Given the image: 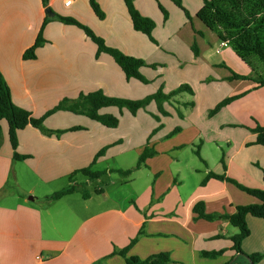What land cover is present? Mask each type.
I'll return each instance as SVG.
<instances>
[{"label": "crops", "instance_id": "obj_1", "mask_svg": "<svg viewBox=\"0 0 264 264\" xmlns=\"http://www.w3.org/2000/svg\"><path fill=\"white\" fill-rule=\"evenodd\" d=\"M66 1L49 0V8L88 26L108 46L126 55L169 66L142 68L150 80L147 85L129 81L111 56H97V46L80 28L48 16L42 0H0V72L15 105L41 118L64 99L75 100L80 94L102 91L111 97L139 100L162 86L168 92L190 83L195 95H184L181 100L194 101L195 106L184 111L183 119L169 104L164 105L167 117L155 103L135 116L115 107L101 109V114L119 118L117 128L59 111L44 126L51 131L68 130L60 137L32 126L18 132L17 153L28 157L24 160H15L9 126L3 121L0 264H126L119 252L133 240L128 256L141 260L167 253L171 258L167 264L231 262L237 257L232 237L239 230L226 220L200 218L195 207L203 204L209 215L234 214L238 206L257 203L226 180L202 182L214 173L263 189L264 147L252 145L257 136L251 129L264 126V87L252 80L231 79L232 73L249 76L250 69L196 18L203 0H182L192 23L171 0H134L137 10L155 21L153 36L159 45L135 31L124 0H97L104 20L96 16L89 0H71L69 6ZM160 5L169 13L167 21ZM40 32L46 44L37 49L36 59L24 60ZM195 41L198 58L192 51ZM227 63L239 72L228 69ZM210 76L215 79L207 83ZM237 95L242 96L209 116L226 96ZM74 127L83 129L69 131ZM176 129L180 131L175 133ZM146 146L157 154L140 168L135 169L137 164L131 168L135 170L130 176L111 172L130 168L101 170L108 173L95 180L98 186L89 198L77 192L57 201L45 200L64 189V182L69 186L72 173L89 167L103 148L108 150L94 167L122 158L133 147ZM78 175L77 184H94L85 176L79 181ZM247 223L251 234L242 249L248 255L262 254L259 264H264V220L248 216ZM221 250L225 253L215 259L202 255ZM234 264L250 263L239 259Z\"/></svg>", "mask_w": 264, "mask_h": 264}, {"label": "trees", "instance_id": "obj_2", "mask_svg": "<svg viewBox=\"0 0 264 264\" xmlns=\"http://www.w3.org/2000/svg\"><path fill=\"white\" fill-rule=\"evenodd\" d=\"M179 9H181L189 22H193L192 16L189 14L188 10L184 7L182 0H171ZM44 6L49 8V0H42ZM129 15L132 20L133 28L137 32H141L146 35L149 40L159 45L153 36V31L156 27L155 21L149 17L143 16L135 7L134 0H124ZM90 7L93 12L100 20L105 19V13L101 9L97 0H89ZM160 9L164 14L165 21L169 18V13L161 5ZM54 13V12H53ZM54 17L60 22L73 25L80 28L85 35L97 46L98 52L97 56L100 54H108L111 56L116 64L124 72L127 80H138L143 84H149L150 80L147 79L141 69L144 67H149L157 70L162 67L160 64H148L143 59H139L133 56L126 55L122 51L110 47L106 44L105 40L95 34V32L88 26L82 24L71 17H63L54 13ZM207 29L215 32L220 41L228 44L247 65L250 66L253 74L250 76H242L236 73H232L231 79L233 80H252L258 87H264V69L261 72L256 71V64L253 63L254 60L264 64V0H203V7L196 15ZM50 21L47 18L48 22ZM203 36V33H197ZM46 44V40L43 38L42 32H40L35 44L28 49L23 58L24 60H34L36 59L37 49ZM192 51L196 58L200 56V49L195 41L192 45ZM187 93L190 96H194L195 92L193 88L188 84H183L171 91H165L162 86L155 93L139 100H130L117 97H111L103 93L102 91H96L89 94H80V96L75 99H64L56 107L47 112L41 118H35L32 114L21 107H18L13 102L11 89L7 82L5 81L2 73L0 72V147L2 140V122L6 121L9 126V139L14 151L15 160L27 159V156H20L17 153V148L19 145L18 132L25 129L28 126H32L39 129L45 135L55 134L60 137L61 134L67 132L68 130L61 131H51L45 128V120L59 112L67 111L77 115H84L88 118L101 123L108 128H117L119 125V118L112 114H101L100 110L103 108L115 107L122 113L124 110L129 111L133 116H135L139 110L147 108L152 102H155L160 114L162 116H169V113L165 110L164 105L169 104L175 107L177 114L180 118H184V111L188 109H193L195 106L194 101H182V96ZM181 96V98H180ZM242 95L232 96L225 98L216 107L209 112V116H215L224 107L231 104L233 101L239 99ZM157 121H160V117L153 115ZM81 127H74L69 129V131L81 130ZM180 129H176L175 133L179 132ZM251 131L256 134V141L252 145H260L264 147V126L257 125ZM108 147L103 148L95 157L94 161L89 167L80 169L72 173L70 176V185L66 188L58 191L50 196L45 197L47 201H57L61 198L80 192L85 199L89 198L90 194L87 190H82L81 186L76 183L75 177L78 174H82L89 181H95L106 175L107 171H94L93 167L101 158L105 155ZM197 156L200 157L198 151L195 152ZM156 151L153 148L146 146L139 157L137 166L135 169L140 168L145 164V162L156 155ZM135 169H130L127 171H111L118 172L124 176H130ZM215 178L218 180H226L227 182L235 185L239 190L247 193L248 195L257 199V203L238 206L234 214H206L203 204L196 205L195 212L198 213L199 217L205 220H226L233 227L239 230V233L232 237L233 248L232 250L236 252L237 257L227 264H234L239 259L248 261L250 264H259L263 259L262 254H246L242 249V244L246 238L251 234L250 228L247 223V217L253 216L264 220V187L263 189H253L246 187L239 182L228 178L224 175H217L210 173L205 180H203L202 185L206 182ZM264 181V172H263ZM102 192V191H97ZM136 240H133L131 244L119 252V255L125 258L126 264H167L171 262L170 255L167 253L151 256L145 260H141L137 257L128 256L131 247L135 244ZM225 253L224 250L213 251V252H203L202 255L206 258H217Z\"/></svg>", "mask_w": 264, "mask_h": 264}, {"label": "rangeland", "instance_id": "obj_3", "mask_svg": "<svg viewBox=\"0 0 264 264\" xmlns=\"http://www.w3.org/2000/svg\"><path fill=\"white\" fill-rule=\"evenodd\" d=\"M189 12V11H188ZM190 14V13H189ZM191 15V14H190ZM187 18V17H186ZM193 18V17H192ZM187 20H189L188 18H187ZM240 58V57H239ZM241 59V58H240ZM144 61H146V59H143ZM242 60V59H241ZM243 61V60H242ZM228 62H229V60H228ZM243 63H245L244 61H243ZM253 63L254 64H256V67H255V69H256V71H258V72H261L263 69H264V64L263 63H261V62H259L258 60H254L253 61ZM246 64V63H245ZM160 65H162V68H165V69H167L168 68V64L167 63H161ZM247 65V64H246ZM233 66V67H232ZM248 67H249V69H250V74H249V76L251 75V74H253V72H252V70H251V68H250V66L249 65H247ZM226 67L229 69V68H235L234 69V71H237V72H239V70L236 68V67H234V65H232V64H230V63H227V65H226ZM152 69V68H151ZM237 69V70H236ZM226 73H228V71H226ZM164 80H166L165 78H166V76L164 75L163 77H162ZM215 78L214 77H212V76H210V77H208V80H207V83H210V82H212L213 80H214ZM167 81V80H166ZM183 84H188V85H190L191 87H192V85L190 84V83H181V85H183ZM180 85V86H181ZM164 86H167V84L166 85H164ZM193 88V87H192ZM151 95V94H150ZM185 96H187L188 94L187 93H185L184 94ZM183 95V96H184ZM147 96H149V95H145L142 99H144L145 97H147ZM223 96H225V93H224V95ZM228 96V95H227ZM227 96H226V98H227ZM180 98H181V96H180ZM224 98V97H223ZM152 103H155V102H152ZM156 104V103H155ZM148 107V106H147ZM165 108V110H166V107H164ZM143 111H145L146 112V110H147V108H145V109H142ZM151 115V117H152V113L150 114ZM154 117V116H153ZM143 125H139V127L141 128V129H143V127H142ZM143 150H144V148H140L139 149V147L138 148H135V147H133L132 149H130L129 151H128V153L127 154H125V156H123L122 158H119V159H112V160H108V161H106V162H103L102 164H99L98 166H95V167H93V170L94 171H101V170H104V169H106V168H113V169H116V168H119V167H121V168H134L135 166H136V164H137V162H138V160H139V157H140V155L142 154V152H143ZM119 176H117V175H113V178H118ZM77 179L79 180V181H81L82 179H85L84 178V176L82 175V174H79L78 176H77ZM80 186H81V189L83 190H87L88 192H92L93 190H94V187H97L98 186V184H97V181H94V184H92L91 186H86V185H83V184H81V183H78ZM68 184H67V182H64V187L63 188H66V186H67ZM134 187H136V185L134 186Z\"/></svg>", "mask_w": 264, "mask_h": 264}, {"label": "water", "instance_id": "obj_4", "mask_svg": "<svg viewBox=\"0 0 264 264\" xmlns=\"http://www.w3.org/2000/svg\"><path fill=\"white\" fill-rule=\"evenodd\" d=\"M46 13H47V15L50 16V17H53V16H54V13H53V11L51 10V8H47V9H46Z\"/></svg>", "mask_w": 264, "mask_h": 264}, {"label": "built area", "instance_id": "obj_5", "mask_svg": "<svg viewBox=\"0 0 264 264\" xmlns=\"http://www.w3.org/2000/svg\"><path fill=\"white\" fill-rule=\"evenodd\" d=\"M71 4V0H68L65 2V5L69 6ZM226 43H223L222 45H225Z\"/></svg>", "mask_w": 264, "mask_h": 264}]
</instances>
